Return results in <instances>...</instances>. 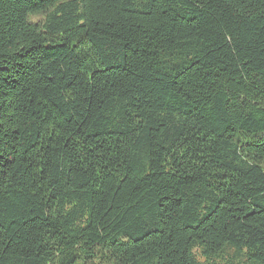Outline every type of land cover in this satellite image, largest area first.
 <instances>
[{
	"label": "trees",
	"instance_id": "obj_1",
	"mask_svg": "<svg viewBox=\"0 0 264 264\" xmlns=\"http://www.w3.org/2000/svg\"><path fill=\"white\" fill-rule=\"evenodd\" d=\"M195 249L264 264V0H0V264Z\"/></svg>",
	"mask_w": 264,
	"mask_h": 264
},
{
	"label": "rangeland",
	"instance_id": "obj_2",
	"mask_svg": "<svg viewBox=\"0 0 264 264\" xmlns=\"http://www.w3.org/2000/svg\"><path fill=\"white\" fill-rule=\"evenodd\" d=\"M33 21L39 20V18H33ZM195 257L199 264H208L207 261L200 255L199 251L195 249ZM210 263L216 264H248L242 255H236L232 250H226L224 254H221L219 258L211 260Z\"/></svg>",
	"mask_w": 264,
	"mask_h": 264
}]
</instances>
